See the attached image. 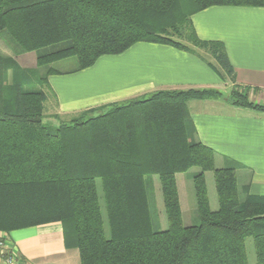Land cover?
<instances>
[{
	"label": "trees",
	"instance_id": "16d2710c",
	"mask_svg": "<svg viewBox=\"0 0 264 264\" xmlns=\"http://www.w3.org/2000/svg\"><path fill=\"white\" fill-rule=\"evenodd\" d=\"M214 5L264 7V0H0V38L16 55L33 51L37 67L74 57L75 70L139 41L202 50L233 80L223 42L199 38L192 23L194 13ZM29 72L0 54V231L59 222L79 264H248L251 237L255 264H264V195L241 196L234 166H215L187 107L221 97L264 111L247 89L156 90L84 109L50 128L45 92L25 89L34 84ZM54 73L48 66L37 82ZM193 167L199 223L184 225L176 174ZM148 175L158 178L163 230L153 228Z\"/></svg>",
	"mask_w": 264,
	"mask_h": 264
},
{
	"label": "crops",
	"instance_id": "0c3cea01",
	"mask_svg": "<svg viewBox=\"0 0 264 264\" xmlns=\"http://www.w3.org/2000/svg\"><path fill=\"white\" fill-rule=\"evenodd\" d=\"M191 19L199 38L223 42L233 80L208 53L139 41L119 54L100 56L85 69L75 70L76 64L71 63L49 75L51 116L70 118L105 103L156 90L187 88L212 87L223 94L233 86L245 88L249 100L264 106V7L214 5L194 13ZM109 64H116L112 76L106 74ZM187 107L195 138L213 149L215 166H234L241 196L264 195V111L236 106L221 97L191 100ZM178 175L182 173L176 174L177 189ZM205 183L214 210L217 200L210 172L205 173ZM178 195L181 208L179 189ZM8 237L25 264H74L73 258L78 256L77 250L65 248L59 222L16 229ZM53 245L59 250L58 257L35 260L52 252Z\"/></svg>",
	"mask_w": 264,
	"mask_h": 264
},
{
	"label": "rangeland",
	"instance_id": "374dc122",
	"mask_svg": "<svg viewBox=\"0 0 264 264\" xmlns=\"http://www.w3.org/2000/svg\"><path fill=\"white\" fill-rule=\"evenodd\" d=\"M12 50H13L12 46L3 42V40L0 38V54L3 55L4 57L13 59V61L16 62L21 68L27 69V71H30L29 74L31 77H33V80H34L33 86H25V89H30V90L43 89V91L45 92L46 97L43 101V122L47 126H49L50 128H54L58 126L59 123L68 121L71 117L78 114V113L74 114L70 118L69 117H59L58 115H56L57 117L56 116L52 117L51 116L52 114L51 113V102L53 100H52V96L49 93L50 91L49 84L48 82L44 84H40L37 82V80H39V77L44 76L45 70L47 69L48 66L49 67L52 66V68L59 69V70L67 69L71 66V63L76 64V60L74 57H69L67 59L51 63L48 66L46 65V66L37 67L35 53L33 51L23 52L20 55H16L12 52ZM199 52L202 53L203 51L199 50ZM115 65L113 64L107 65L106 74L108 76H112L110 71L113 70ZM9 72L10 71H7L5 73L4 79H2L1 81L2 84H4L5 86H7L8 83H10ZM233 87H236V86H233ZM195 170L196 168L193 167L187 170L186 172H182V175H178V189L180 192V199L182 203L181 216H182V222L184 225H197L199 223V218H198L196 204H195V197H194V192H193V185H192V174ZM209 172L210 171H207L205 173L208 174ZM183 178H185L184 184H182ZM146 181H147V188H148L149 205H150L151 216H152V221H153V228L157 230H163L166 228L167 223H166V219H165V215L163 211L158 178L156 175H148L146 177ZM96 185H97L98 192L100 193V180L99 179L96 180ZM183 193H185L184 198H183ZM103 215H104V209H103ZM105 229L107 232L106 223H105ZM51 248L53 249L52 252L45 255L43 258L35 257V260H48L50 258L58 257L60 254L57 253L59 251V250L58 251L56 250L57 246L53 245ZM245 248H246L248 264H255L253 242H252L251 237L246 238ZM30 261L32 263H35L34 259H30ZM73 263L79 264L78 256L73 258Z\"/></svg>",
	"mask_w": 264,
	"mask_h": 264
},
{
	"label": "built area",
	"instance_id": "2783aa9c",
	"mask_svg": "<svg viewBox=\"0 0 264 264\" xmlns=\"http://www.w3.org/2000/svg\"><path fill=\"white\" fill-rule=\"evenodd\" d=\"M0 264H25L7 234L0 231Z\"/></svg>",
	"mask_w": 264,
	"mask_h": 264
}]
</instances>
